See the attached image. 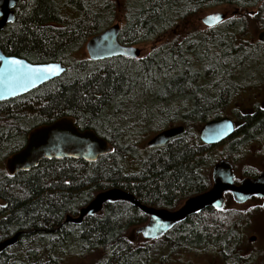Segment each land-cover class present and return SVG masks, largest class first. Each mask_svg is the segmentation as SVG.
Instances as JSON below:
<instances>
[{
	"label": "trees",
	"instance_id": "1",
	"mask_svg": "<svg viewBox=\"0 0 264 264\" xmlns=\"http://www.w3.org/2000/svg\"><path fill=\"white\" fill-rule=\"evenodd\" d=\"M217 5L231 8L232 17L193 28L143 57L80 54L89 37L115 21H123L118 41L134 45ZM249 8L256 9L254 18ZM13 10L0 47L30 62L59 61L65 70L0 101V240L21 232L0 264H66L73 252L92 264H193L191 253L200 250L223 264H264V249L241 253L252 220L246 213L264 215L261 204L245 211L230 193L222 209L205 208L155 239L133 240L148 216L125 201L105 203L80 224L64 221L108 188L174 209L210 187L219 159L231 161L237 173L246 146L264 143V106L255 99L264 91V44L252 43L249 33L264 29V0H17ZM246 103L250 113L240 111ZM224 115L240 122L234 132L222 144L203 143L202 125ZM63 116L79 130L92 129L112 150L93 162L43 158L29 170L6 171V158L33 127ZM179 124L184 132L164 145L144 142L148 133ZM258 171L243 165L239 177Z\"/></svg>",
	"mask_w": 264,
	"mask_h": 264
},
{
	"label": "water",
	"instance_id": "2",
	"mask_svg": "<svg viewBox=\"0 0 264 264\" xmlns=\"http://www.w3.org/2000/svg\"><path fill=\"white\" fill-rule=\"evenodd\" d=\"M17 0H0V30L5 24L14 21V6ZM209 17H219L211 19ZM222 11H212L200 18L201 22L212 27L225 19ZM120 31L119 22L116 21L92 35L85 42L88 58L100 60L113 56L140 57V49L134 45L122 44L118 41ZM258 39L264 41V30H261ZM14 58L23 61L25 66L39 67L47 64H57L62 69L58 75H49L46 78L32 79L27 76L16 78V74H0V101L24 94L37 86L60 76L65 66L59 61L30 62L18 56H6L0 50V69L5 67V60ZM235 123L227 116L207 120L199 132L200 140L205 144H218L227 139L235 129ZM185 130L183 125L166 127L154 133L147 141L148 146H161L170 139L181 135ZM112 150V145L103 137L97 135L92 129L79 130L71 117H59L52 122L33 127L27 134L22 148L10 154L6 159V168L9 173L29 170L36 166L43 158L84 159L95 161L99 156ZM232 163L224 158L214 163L211 169V185L200 193L184 199L176 208L167 209L143 204L131 192L118 187L108 188L95 194V196L73 216L67 214L65 222L80 224L86 215L100 212L105 203L125 201L139 208L148 216V220L135 228V234L143 239H155L165 234L176 223L205 208L222 209L225 205V193H230L233 201L242 205L251 197L261 198V207L264 211V169L255 177H242L239 183L234 181ZM20 231L0 240V254L18 242ZM253 239V238H252Z\"/></svg>",
	"mask_w": 264,
	"mask_h": 264
},
{
	"label": "rangeland",
	"instance_id": "3",
	"mask_svg": "<svg viewBox=\"0 0 264 264\" xmlns=\"http://www.w3.org/2000/svg\"><path fill=\"white\" fill-rule=\"evenodd\" d=\"M253 8H249L248 11H250ZM256 10V9H255ZM212 11H222L226 14V17L231 18L232 17V9L229 8L227 5H217L214 7H211L203 12H199L197 16H193L190 18H187L184 22H180L177 24L173 29H170L169 31L163 32L162 34L156 36L153 39H150L145 42H140L137 44H134V46L138 47L140 49V57L145 56L150 50L153 48L167 42L171 38H181L185 33L188 34L193 28H198L199 30L202 29L204 24L200 21V18L204 16L205 14L212 12ZM114 23V22H113ZM121 25V22H119ZM249 33L254 34L256 37L258 31H255L253 28L249 31ZM81 56L88 57V54L85 50V45L83 46L81 52ZM138 57V58H140ZM136 59V58H135ZM252 73L258 74V71L255 68V65L252 64ZM257 96L255 99L258 100V104L260 106H264V91L256 93ZM245 99V98H244ZM241 100L235 102V106L239 107L240 105H243L240 103ZM244 109L240 111H251L252 108L247 103L243 107ZM240 123V122H239ZM237 122V124H239ZM154 132L148 133L145 136L144 142H146ZM221 146V145H220ZM221 148V147H220ZM223 148V147H222ZM248 147L246 146V149ZM259 146L253 144L252 147H250L249 152H246V156H244L242 161H237V173L243 168V165H251L254 168L260 170L264 169V153H259ZM246 157V158H245ZM239 167V168H238ZM258 201H248L241 205V208L245 211L253 210L257 207ZM252 213V214H251ZM246 213L247 215H250L252 217L250 228L245 233V239L247 243V246L242 248L241 253H249V252H256V251H263L264 249V215L263 213ZM248 216V217H250ZM253 238V239H252ZM133 240L140 241L143 240V238L140 235H136L134 233ZM192 255V262L193 264H223V261H220L216 257L211 256V254H208L207 252L203 251H197L194 253H191ZM66 264H92L93 259L87 255H82L78 253H71L69 257L66 259Z\"/></svg>",
	"mask_w": 264,
	"mask_h": 264
},
{
	"label": "snow or ice",
	"instance_id": "4",
	"mask_svg": "<svg viewBox=\"0 0 264 264\" xmlns=\"http://www.w3.org/2000/svg\"><path fill=\"white\" fill-rule=\"evenodd\" d=\"M211 19H219V17H209ZM62 69L57 64H47L39 67L25 66L23 61L8 58L5 60V67L0 69V74L13 73L16 78L27 76L32 79L46 78L49 75H58Z\"/></svg>",
	"mask_w": 264,
	"mask_h": 264
},
{
	"label": "flooded vegetation",
	"instance_id": "5",
	"mask_svg": "<svg viewBox=\"0 0 264 264\" xmlns=\"http://www.w3.org/2000/svg\"><path fill=\"white\" fill-rule=\"evenodd\" d=\"M110 1H117V0H110ZM120 1V0H119ZM121 2H122V0H121ZM255 14H256V10L255 9H251L250 11H249V15H250V17L251 18H254V16H255ZM226 15V14H225ZM227 18V17H226ZM201 21V20H200ZM118 22H121V25H120V23H119V25H120V28H121V26L123 25V21L122 20H118ZM205 26V25H204ZM205 27H208V26H205ZM213 27V26H212ZM261 30H264V29H261ZM261 30H259L258 31V33L261 31ZM258 33H257V35H258ZM257 35H256V37L254 36V34L252 35L253 37H252V43H254L255 41L256 42H260L261 44H264V41H261V40H259L258 39V37H257ZM0 50L3 52V54H5L6 56H15V55H12V54H9V53H7V52H5L1 47H0ZM22 58V57H21ZM38 87V86H37ZM26 93H28V92H26ZM26 93H24V94H26ZM24 94H20V95H17V96H15V97H12V98H9V99H13V98H16V97H18V96H21V95H24ZM6 100H8V99H6ZM2 101V100H1ZM247 113H250L251 111H246ZM244 113V112H243ZM231 118V117H230ZM232 119V118H231ZM233 120V122L235 123V128L237 127V125H239V124H237V122L239 123V121H237V120H235V119H232ZM224 141V140H223ZM223 141H221L220 143H218V144H222V142ZM255 145H257V146H259V153L260 152H262V153H264V143H254ZM24 146V145H23ZM22 146V147H23ZM253 146V143L252 144H250V145H248V149H250V147H252ZM21 147V148H22ZM7 159V158H6ZM231 162V161H230ZM252 165V164H251ZM232 166H233V164H232ZM5 169H6V171H8L7 170V168H6V160H5ZM21 171H23V170H21ZM261 171V170H260ZM260 171H258V173L260 172ZM18 172V171H17ZM17 172H15V173H17ZM233 172H234V175H235V179H234V181H235V183L237 184V183H239V181H240V179L242 178V177H255L256 175H254V176H246V175H243V176H240L239 177V173H236L235 172V169L233 168ZM11 174H14V173H11ZM250 201H258V203H260L261 204V201H262V199L261 198H258V197H251L250 199H249ZM248 200V201H249ZM248 201H246V202H248ZM245 202V203H246Z\"/></svg>",
	"mask_w": 264,
	"mask_h": 264
},
{
	"label": "bare ground",
	"instance_id": "6",
	"mask_svg": "<svg viewBox=\"0 0 264 264\" xmlns=\"http://www.w3.org/2000/svg\"><path fill=\"white\" fill-rule=\"evenodd\" d=\"M74 224V223H73Z\"/></svg>",
	"mask_w": 264,
	"mask_h": 264
}]
</instances>
